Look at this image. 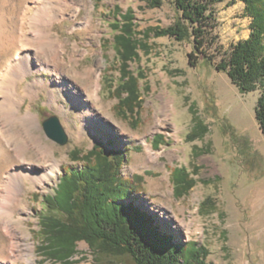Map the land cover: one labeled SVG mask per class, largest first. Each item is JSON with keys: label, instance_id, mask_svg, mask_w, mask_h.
<instances>
[{"label": "rangeland", "instance_id": "1", "mask_svg": "<svg viewBox=\"0 0 264 264\" xmlns=\"http://www.w3.org/2000/svg\"><path fill=\"white\" fill-rule=\"evenodd\" d=\"M82 1L89 7L82 9L79 20L71 17L69 10L68 19L56 23L53 31L69 42L64 54L66 58L73 51L75 41L80 44V52L85 50L80 64L74 63V66L81 70L94 67L99 71L100 100L99 103L87 101L90 115L79 111L72 98L64 95L56 76L49 71H34L18 79L7 75L0 80V103H7L0 110V125L3 126L4 115L16 100L22 101L23 112L29 107L36 112L39 121L38 126L31 128L34 136L26 138L31 145L26 144L28 149L22 156L15 153V148L24 142L23 137L17 144L12 141L6 146L15 158L8 153L0 158V174L5 175L15 162L25 160L43 166L38 167L41 175L51 174V178L43 182L27 180L21 193L23 201L11 212V219L7 218L12 220L19 234L27 237L32 264H65L46 259L37 248L41 242L39 216L44 202L42 198L37 199L36 194H54L65 166L82 167L81 163L72 160L73 150L88 151L100 140L107 148L110 147L108 141H112L114 147H125L128 154L122 167L123 174L143 175L144 193L136 196L137 204L149 208L175 234V240L192 239L207 244L211 250L208 261L212 264H264V133L255 116L260 90L243 93L226 72L216 69L214 65L219 62L221 51L214 47L210 48L213 64L201 57L198 64L192 65L189 61L192 40L179 41L175 37L152 34L148 40L152 50L141 51V58L132 64L135 71L142 69L146 73L141 80V86L145 88L143 103L138 115L124 116L115 107L118 99L110 85L112 80L118 83L120 77L116 68L117 54L105 41H113L115 33L110 26L114 21L110 11L116 6L124 11L133 8L137 29L141 32L148 27H167L175 23L180 11L175 0H164L161 7L153 8L145 0ZM32 3V0H0V69L16 56L15 47L4 43V36L14 30L19 11ZM212 6L217 17L215 45L221 46L222 52L250 35L251 18L244 12V1L224 0ZM87 17L92 22L89 30L81 25ZM30 21L29 14L25 27L29 32ZM64 69L69 78H77L68 64ZM42 77L54 81L40 92V96L33 100L25 96L22 100L27 83ZM10 79L18 85L16 95ZM77 79L80 85L84 83L81 78ZM52 91L58 98L56 103L50 102ZM192 105L209 124V131L204 137L189 141L186 137L194 126ZM214 109L220 118L212 117ZM52 114L60 118L68 135L65 144L52 140L45 133L42 122ZM15 125L20 127V121L16 120ZM158 134L164 135V142L156 146L153 140ZM36 136L43 139V145L51 146L53 155L49 156L45 148L35 142ZM194 145L210 146V150L197 156ZM55 160L59 168L54 173L49 167ZM181 165L189 169L197 183L187 195L176 197L171 169ZM4 190L0 186V193ZM210 195L215 197L218 209L209 215H201L199 205ZM7 219H0V245L6 240L2 230ZM77 251L74 264H99L97 257L101 264H133L129 258L96 254L85 241L78 242ZM18 263L28 264L22 259ZM0 264L3 263L0 261Z\"/></svg>", "mask_w": 264, "mask_h": 264}, {"label": "trees", "instance_id": "2", "mask_svg": "<svg viewBox=\"0 0 264 264\" xmlns=\"http://www.w3.org/2000/svg\"><path fill=\"white\" fill-rule=\"evenodd\" d=\"M102 1V0H100ZM149 7H161L164 0H145ZM224 0H175L180 16L167 27L137 29L134 9L124 11L116 6L112 12L114 21L113 41L106 39L117 54L120 71L119 82L112 80V92L118 102L115 107L124 116L138 115L143 103L145 88L141 80L146 73L135 71L132 64L140 58V52H149L148 42L154 36H171L177 40H192L189 53L192 65L199 58L213 64L210 48L221 51V58L214 66L226 72L243 93L260 90L255 106V116L264 133V0H242L244 12L251 18L250 35L234 43L229 50L215 45L217 35L216 12L213 4ZM208 110V107L206 108ZM194 126L187 134L189 141L202 138L209 131V124L191 106ZM213 118H220L214 109ZM110 147L102 140L91 149L76 148L72 160L82 167L65 166L54 194H36L43 199L44 207L39 216L40 244L37 246L46 259L65 264L77 262L78 242L85 241L92 252L101 256L129 258L133 264H212L208 261L209 246L197 240H175V234L155 217L153 212L137 204L136 196L143 194V175L126 176L122 172L128 152L125 147ZM164 142V135L154 137L153 144ZM199 156L209 152L210 146L194 145ZM171 181L176 197L187 195L197 180L186 166L171 169ZM214 196H207L199 205L201 215L217 211ZM96 261L101 264L97 257Z\"/></svg>", "mask_w": 264, "mask_h": 264}, {"label": "bare ground", "instance_id": "3", "mask_svg": "<svg viewBox=\"0 0 264 264\" xmlns=\"http://www.w3.org/2000/svg\"><path fill=\"white\" fill-rule=\"evenodd\" d=\"M32 1L33 3L31 5L19 11L16 17L17 22L16 25H14V30L7 32V35L4 36L5 39L3 38L4 43L8 47H15L16 56L10 58L8 62H6V66L0 69V80L7 75L8 77L12 75L14 78L18 79L34 71H49L52 75L56 76L57 85L64 95L72 98L79 111L90 115L92 112L87 108V101L95 100L99 103L100 100L101 84L99 80V71L94 67L81 70L74 66V63L77 65L80 64V61L85 56V50L80 52V44L78 41H75L72 43L73 51L69 54V57L66 58L64 54L67 53L66 47L69 42L62 39L59 33L55 34L53 31V27L56 23L68 19L67 11L70 10L72 12L71 17L79 20L82 9H88L89 5L82 0ZM31 10L34 11L31 12ZM29 14L31 15L30 32L25 29ZM91 23V19L87 17L86 22H82L81 25L83 28L89 30L92 27ZM4 32L6 33L5 30ZM63 64H68L72 67L70 71L77 78H81L84 83L80 85L77 78H69L67 74H65L66 71ZM10 80V84L12 85V87H10L16 95L17 90H19L18 85H16V81ZM53 81V79L48 80L42 77L27 83L24 89L25 94L22 95V100H24L25 96L30 97L32 100L40 96V92ZM57 100L58 98L55 97V92L52 91L50 102L56 103ZM6 104V102L0 103V110L2 106ZM11 105L12 106L4 115L6 119L4 118L3 126L0 125V158H4V154L6 153H8L10 157L15 158L14 154H11L7 147L13 143L12 141H15L17 144V140L21 137L24 138V142H21L22 144H17L15 153L22 156L23 151L27 150V145L30 144L26 138L34 136L31 128L39 125L37 113L32 111L30 107L28 111H22L21 100H16ZM60 107L63 108L64 105ZM1 117L2 115H0V119ZM16 120L20 121V127L17 126L18 129L15 125ZM87 122H90V120ZM34 139L35 142H38L45 148V152L48 153L49 156L53 155L51 146L47 143L43 145V139L40 136H36ZM16 144H14V146ZM1 147L3 149H1ZM148 151H151L149 146ZM38 167L43 166L25 160L23 162H15L6 170L5 175L0 174V186L5 188L4 192L0 193V219L10 218L11 212L21 204L23 201L21 193L25 189L24 186L27 180L38 183L51 178V174L49 173H46V176L41 175L38 171ZM49 168L55 173L56 169L59 168L58 161H53ZM10 219L6 220V227L2 230L4 239L6 240L1 241V243H3L0 245L2 246V249L0 248V253H2L0 261L3 264L7 262L19 264L18 260L22 259L26 260L28 264H32L28 252L29 246L27 237L19 234L18 228ZM1 227L2 225L0 224V228Z\"/></svg>", "mask_w": 264, "mask_h": 264}, {"label": "water", "instance_id": "4", "mask_svg": "<svg viewBox=\"0 0 264 264\" xmlns=\"http://www.w3.org/2000/svg\"><path fill=\"white\" fill-rule=\"evenodd\" d=\"M45 133L52 140L65 144L68 141V135L56 114H52L42 122Z\"/></svg>", "mask_w": 264, "mask_h": 264}]
</instances>
